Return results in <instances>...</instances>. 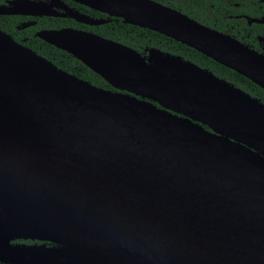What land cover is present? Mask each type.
I'll use <instances>...</instances> for the list:
<instances>
[{"label":"water","instance_id":"1","mask_svg":"<svg viewBox=\"0 0 264 264\" xmlns=\"http://www.w3.org/2000/svg\"><path fill=\"white\" fill-rule=\"evenodd\" d=\"M77 1L173 38L264 89V53L176 8ZM41 36L113 89L0 29V264H264V253L248 258L234 241H264V103L157 47L142 54L72 28ZM223 221L241 233L220 228ZM20 239L55 245L13 244Z\"/></svg>","mask_w":264,"mask_h":264},{"label":"trees","instance_id":"2","mask_svg":"<svg viewBox=\"0 0 264 264\" xmlns=\"http://www.w3.org/2000/svg\"><path fill=\"white\" fill-rule=\"evenodd\" d=\"M176 8L199 22L228 33L245 44L263 51L259 37H264V24L252 22L251 18L264 16V0H157ZM107 38L124 43L147 54L148 49L157 47L167 53L176 54L187 60L212 70L237 87L251 93L264 102V89L238 72L218 63L198 50L154 30L128 24L123 18L112 20L90 28ZM41 54L52 60L59 67L83 78L97 86L113 89L99 74L86 66L81 60L65 50L43 43ZM26 242H32L27 240Z\"/></svg>","mask_w":264,"mask_h":264},{"label":"flooded vegetation","instance_id":"3","mask_svg":"<svg viewBox=\"0 0 264 264\" xmlns=\"http://www.w3.org/2000/svg\"><path fill=\"white\" fill-rule=\"evenodd\" d=\"M25 1L28 0H0V29L5 33L9 34L16 42L32 49L33 51L48 60L50 59L47 58L44 54L40 53V51L42 50L43 43H49L41 36L44 31L72 28L82 31L93 32L90 30L91 27L104 24L112 20V17H114L108 15L107 13L95 10L90 6L85 5L77 0H29L42 3L44 7H47L45 9L46 13H40L39 9H34L33 6L25 3ZM76 14L78 16H84L90 19L104 21L106 20V22L101 24H89L84 21H80L73 16ZM259 40L263 44V51H259L257 49L256 50L261 53H264V37H259ZM53 46L56 47L55 45ZM27 240L31 239L14 240L13 244H38L47 246L55 245L52 242L47 241L32 240V242H26Z\"/></svg>","mask_w":264,"mask_h":264},{"label":"bare ground","instance_id":"4","mask_svg":"<svg viewBox=\"0 0 264 264\" xmlns=\"http://www.w3.org/2000/svg\"><path fill=\"white\" fill-rule=\"evenodd\" d=\"M219 227L227 230L228 232H230L232 234H240L241 233V230L238 226H236V225H234L228 221L220 222ZM227 236L230 237V235H227ZM240 236H242V235H240ZM239 240H241L239 237H235L234 241L240 242L239 244L237 243L236 246L239 247L240 249H242L241 252L246 257L254 259V258H256V257H258L264 253V241H261L257 245H254L251 248H249L248 242H246L244 240H242V241H239ZM233 244H235V243H233Z\"/></svg>","mask_w":264,"mask_h":264}]
</instances>
